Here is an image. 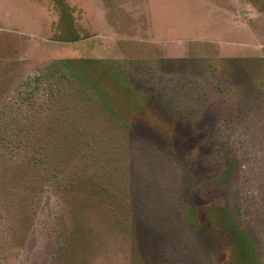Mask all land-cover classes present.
Here are the masks:
<instances>
[{
	"label": "rangeland",
	"instance_id": "obj_1",
	"mask_svg": "<svg viewBox=\"0 0 264 264\" xmlns=\"http://www.w3.org/2000/svg\"><path fill=\"white\" fill-rule=\"evenodd\" d=\"M0 264H264V0H0Z\"/></svg>",
	"mask_w": 264,
	"mask_h": 264
},
{
	"label": "trees",
	"instance_id": "obj_2",
	"mask_svg": "<svg viewBox=\"0 0 264 264\" xmlns=\"http://www.w3.org/2000/svg\"><path fill=\"white\" fill-rule=\"evenodd\" d=\"M68 64H69L68 62L65 63L66 66H67ZM73 75L75 76V74H73Z\"/></svg>",
	"mask_w": 264,
	"mask_h": 264
}]
</instances>
